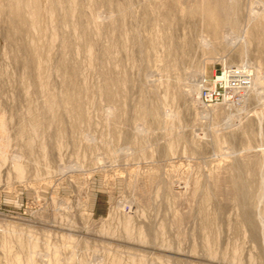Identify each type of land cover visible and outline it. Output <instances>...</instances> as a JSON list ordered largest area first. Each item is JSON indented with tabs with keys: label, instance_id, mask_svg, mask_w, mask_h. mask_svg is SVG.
Instances as JSON below:
<instances>
[{
	"label": "rangeland",
	"instance_id": "obj_1",
	"mask_svg": "<svg viewBox=\"0 0 264 264\" xmlns=\"http://www.w3.org/2000/svg\"><path fill=\"white\" fill-rule=\"evenodd\" d=\"M0 264H264V0H0Z\"/></svg>",
	"mask_w": 264,
	"mask_h": 264
},
{
	"label": "built area",
	"instance_id": "obj_2",
	"mask_svg": "<svg viewBox=\"0 0 264 264\" xmlns=\"http://www.w3.org/2000/svg\"><path fill=\"white\" fill-rule=\"evenodd\" d=\"M236 70L237 69L235 68V69H231V70H223V71H221V74L217 76V80L220 81L221 84L227 86L228 88H238V87H240L242 84H245L248 81V78H247L246 81L241 82L240 84H236L237 80H230V79H234V78L237 79V76L233 75V71L236 72ZM224 72H226V75H228L227 77L229 79L228 78L224 79L222 77ZM243 77H246V76H243ZM205 96L210 97V96H212V94L211 93H207V94L205 93Z\"/></svg>",
	"mask_w": 264,
	"mask_h": 264
},
{
	"label": "bare ground",
	"instance_id": "obj_3",
	"mask_svg": "<svg viewBox=\"0 0 264 264\" xmlns=\"http://www.w3.org/2000/svg\"><path fill=\"white\" fill-rule=\"evenodd\" d=\"M155 1V0H154ZM31 2V1H30ZM38 2V1H37ZM56 2V1H55ZM133 2V1H132ZM79 4V3H78ZM54 5V4H53ZM32 6V5H31ZM56 7V6H55ZM205 8V7H204ZM208 9V8H207ZM214 10V9H213ZM13 13H15L14 11H12ZM22 12V11H21ZM20 13V12H19ZM21 14V13H20ZM19 14V15H20ZM206 14H207V16H212V13L211 12H206ZM214 14V13H213ZM188 15V14H187ZM214 16V15H213ZM217 16V15H216ZM211 18V17H210ZM209 18V19H210ZM213 19L215 20V17H213ZM217 20V19H216ZM215 20V21H216ZM214 21V22H215ZM214 24V23H213ZM153 27V26H152ZM215 27H216V25H215ZM166 31V30H165ZM70 34V33H69ZM60 37V36H59ZM71 39V38H70ZM194 43V42H193ZM59 47V46H58ZM237 70H236V72L235 71H233V75L234 76H237V79L236 78H234V79H230V80H237L236 81V84H240L241 82H244V81H246L247 80V75H246V73L243 71V70H245L244 69V67H240V68H236ZM249 71V70H248ZM228 75H226V72H224V74H223V78L224 79H227L228 77H227ZM243 76H246V77H243ZM229 79V78H228ZM109 111V110H108Z\"/></svg>",
	"mask_w": 264,
	"mask_h": 264
}]
</instances>
